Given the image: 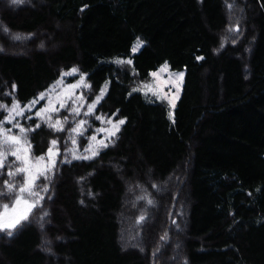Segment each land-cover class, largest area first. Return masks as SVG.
<instances>
[{"label":"trees","instance_id":"16d2710c","mask_svg":"<svg viewBox=\"0 0 264 264\" xmlns=\"http://www.w3.org/2000/svg\"><path fill=\"white\" fill-rule=\"evenodd\" d=\"M10 1L0 104H27L77 67L89 99L109 81L97 112L125 123L92 159L59 162L52 194L0 233V264H150L162 245L163 264H264V0ZM166 62L185 71L173 118L134 91ZM51 134L31 132L37 155Z\"/></svg>","mask_w":264,"mask_h":264},{"label":"rangeland","instance_id":"374dc122","mask_svg":"<svg viewBox=\"0 0 264 264\" xmlns=\"http://www.w3.org/2000/svg\"><path fill=\"white\" fill-rule=\"evenodd\" d=\"M9 1V0H6ZM12 4V1H10ZM1 34L5 35L6 37H9V39L12 42H19L21 40H24L22 38L15 36H9L7 35L6 31L4 30V28L1 27ZM137 40L142 42V46H143V41L138 38ZM137 40L134 42L133 46L136 44ZM46 46H47V42H45ZM8 47V46H7ZM26 47V46H25ZM24 46H21L22 49H25ZM141 48V47H140ZM140 48L138 50H140ZM133 49V47H132ZM137 50V51H138ZM135 51V52H137ZM132 50V53H135ZM118 60H122V61H127L130 60V58L125 59V58H116V60L114 59L115 63H117ZM132 62V61H131ZM117 64H128V63H117ZM167 65V69L165 71H161V69ZM73 68H77V67H73ZM72 68V69H73ZM72 69L65 71L66 72H70ZM78 69V68H77ZM79 70V69H78ZM183 73V79L182 81L179 80L175 74L176 73ZM156 73V76H153L152 74ZM81 75L84 76V80L85 83L87 85H89V87H84L83 85H81L80 87H76L75 89L69 88V85H74L77 84L80 81ZM149 78L138 82L136 84V86L134 88H136L138 91H140L145 97H147L148 99H151L153 101H165L168 105H169V113H172V118H173V113H174V108L172 107V104H174L176 106V103L182 93V85L184 83V76H185V71L184 70H173L171 69V67L169 66V64L163 63L158 69L152 71L149 74ZM63 80L62 84L57 85V81ZM56 82H53V84L47 88L44 92L45 94V98L44 99H39L40 94L38 95V97H36L35 99H33L32 101L36 100L37 103H35L34 105H32V101H30L27 104H21L19 103V105L21 106V108L25 109V114L24 116H16L15 120L13 121V124L15 123H19L20 125L24 126L25 128H32L33 127V122L32 119L36 118L38 120V123H40V125H44L46 126L48 129L51 130L52 134L48 139V145L46 146V150L44 152V154H40L37 155L35 153V150H33V145L31 144V132H29L27 134L28 136V141L31 144V148L28 152H25L24 149L22 148L19 155L22 157L21 160H16L15 156L12 155H8L7 156V161L5 166H7V172L6 173H2V169L0 168V176H7V181L9 183H12L14 185H16V189L13 192H8L7 191V186L5 185V183L0 184V205L3 204H9L11 205V202L13 201V199L15 198L16 195L19 194V187L20 185L24 182L25 177L27 175H32L35 176L37 174L38 171H41L44 169V167L46 166V164L50 163L48 157L46 156V153L48 152L49 147L51 146L50 142L52 140H57L58 141V145L57 148L59 150V155H54L52 157V159L55 160V166L54 168H52L51 171H49L47 173V178H45V176H40L39 179H37L35 181V187L33 188V191H39L40 195L42 197H45V195H51V184H52V180H53V174L54 171L56 169V167L58 166L59 162L61 160H65V158L67 160L72 159V155L70 152H67V149H75L77 151V154L79 155H90L89 152H85L84 149L89 145V143H93L95 145V147L98 149V152L104 148V147H100L99 145H96L95 142L90 141V137L95 135L97 137V140H101L104 139L105 143H107L108 145L112 144L115 137H111L110 139H108V133L106 131H97L98 129H111L112 125L107 123V121L109 119H111L113 122H116L120 119L115 118V116H107L106 114H102L97 112V107L100 104V102L103 100L105 94L107 93V88L109 87V81H105V83L102 85L101 89H106L102 99L99 101L98 104H96L95 109L93 111L92 114L90 115H85V113L87 112L88 108V104L92 103L96 97L100 94L99 93L96 96H93L92 99H89V97L91 96V92H90V82L87 79V74L81 72L80 70L72 75H63L57 80ZM144 85H150L152 88V91H149L148 88H145ZM55 86V88H54ZM54 88V90H53ZM153 92H155L156 94L154 95ZM69 95L71 96V98L69 99ZM83 97V101H78L76 98L77 97ZM73 101H76L75 103H73ZM51 102V103H50ZM65 103L66 106L64 108H60L59 105L60 103ZM18 103V102H16ZM13 105V104H12ZM11 105V106H12ZM11 106L9 108H11ZM31 107V111L28 110V107ZM52 108L55 107L58 109V111H54V112H50L48 114H50L52 116L53 122L56 119H60L63 121L64 117H68V120L64 123V130L63 131H54L53 129L49 128L45 123H43L39 117L35 116V113L42 109V108ZM72 107H80V115L76 116L75 114L70 112V109ZM8 115V112H7ZM6 115V116H7ZM13 115H15V113H13ZM31 116L32 119H27L26 117ZM96 116H101L103 117V121L102 120H97ZM80 120H85L87 121V123L83 126V135H76L75 133H71V129L73 127H75L76 123ZM4 127L7 128H12V133L13 134H18L19 133V129L18 128H14L12 127L11 124H5ZM121 128V125H120ZM119 133V132H118ZM117 133V134H118ZM116 134V135H117ZM75 135L76 136V141L77 143L75 145L72 144L71 142V136ZM25 148L27 147V145L24 146ZM5 148L7 149V146H5ZM57 148L53 149V152L55 153ZM40 156H45V160L40 162V163H36L35 162V158L36 157H40ZM27 158L28 159V163L25 164L24 159ZM20 167H26L28 169L27 173H18L16 176H9L8 173L11 171H15L17 168ZM47 186V191L44 192L42 191V189ZM23 197L24 199H27L29 202L34 201L32 198L34 196H30L27 192L23 193ZM133 204H135L133 202ZM23 207V206H21ZM47 208V207H46ZM45 208V210H46ZM33 211V209H32ZM31 211V212H32ZM30 215V214H29ZM28 215V216H29ZM25 220H21L20 224L23 223ZM19 224V225H20ZM49 224V222H48ZM165 224V223H164ZM17 225V226H19ZM162 226L160 225V230H162ZM171 228V226H170ZM176 228V227H175ZM15 229V228H14ZM14 229H12L11 231H13ZM130 228L127 227V231ZM165 230V229H164ZM163 230V231H164ZM0 233L2 235L8 234L7 230L5 231H0ZM160 236H162L163 233H160ZM122 242L125 244L126 247H129L128 244H134L137 245L138 242L136 241V239L131 235V234H127L125 240H122ZM166 242V239H165ZM165 247V245H162L161 248L158 249V251L155 252V250H153L151 252V263L150 264H163V262H166V255L164 254L163 250Z\"/></svg>","mask_w":264,"mask_h":264},{"label":"snow or ice","instance_id":"6c2138e0","mask_svg":"<svg viewBox=\"0 0 264 264\" xmlns=\"http://www.w3.org/2000/svg\"><path fill=\"white\" fill-rule=\"evenodd\" d=\"M23 0H12V3H22ZM238 30V29H237ZM5 31H7V29H5ZM142 46V42L137 40L136 44L133 46V52L137 51L140 47ZM202 59V57H201ZM117 63H128L131 64V60H127V61H122V60H118ZM167 69V65H165L161 71H165ZM79 70L77 68H73L70 72H66L63 73V75H72L77 73ZM153 76H156V73L152 74ZM175 76L182 81L183 79V73H176ZM63 80L57 81V85L62 84ZM81 85H83L84 87H89V85H87L85 83L84 80V76L81 75L80 81L77 84L74 85H69V88L75 89L76 87H80ZM13 89L15 88V85L12 86ZM145 88H148L149 91H152V88L150 85H144ZM55 88V86H54ZM53 88V90H54ZM137 89H134V91H136ZM106 89H101L100 94L96 97V99L88 104L87 108V112L85 113V115H90L93 113L96 104L99 103V101L102 99L104 93H105ZM153 94L155 95L156 93L153 92ZM45 98V94L41 93L39 99H44ZM69 99L71 98V96L69 95L68 97ZM78 101H83V97H77L76 98ZM76 101H73V103H75ZM32 105H34L35 103H37L36 100L31 102ZM51 103V102H50ZM66 106L65 103H60L59 107L60 108H64ZM28 110L31 111V107L27 106ZM172 107H175L174 104H172ZM0 109H5L8 112V115L6 117H4L3 120H0V168H4L6 161H7V156L8 155H12L16 157V160H21L22 157L19 155L21 149L23 148L25 152H28L31 148V144L28 141V136L27 134L31 131H35V129L40 127V123H37L34 127L32 128H25L24 126L20 125L18 122L13 124V121L15 120L16 116H24L25 114V109L21 108V106L19 105V103H13V105L11 106V108H9L6 105L0 104ZM54 111H58L57 108L52 107V108H42L40 110H38L35 113L36 117H39L40 120L45 123L49 128L53 129L54 131H63L64 130V123L68 120V117H64L63 121L60 119H56L53 122L52 116L48 113L50 112H54ZM70 112L75 114L76 116L80 115V107H72L70 109ZM13 113H15V115H13ZM169 117L172 118V113H169ZM27 119H32L31 116L26 117ZM97 120H102L103 121V117L101 116H96ZM87 123V121L85 120H80L76 123L75 127H73L70 131L71 133H75L76 135H83V126ZM107 123L111 124L112 127L111 129H98L97 131H106L108 133V139H110L111 137H115L116 134L119 132L120 130V125H123L125 123L124 119H120L116 122H113L111 119H109L107 121ZM5 124H11L12 127L14 128H18L19 129V133L18 134H13L12 133V128H5L4 125ZM71 138V142L73 145H75L77 143L76 141V136L73 135L70 137ZM90 141L95 142L96 145H99L100 147H107L108 144L105 143L104 139L101 140H97V137L95 135L91 136ZM51 146L48 149V152L46 153V156L48 157L50 163L46 164V166L44 167L43 170L38 171L37 174L35 176L32 175H27L25 177L24 182L20 185L19 187V194L15 196V198L13 199V201L11 202V205L9 204H3L0 205V231H5L7 230L8 235H12V229L16 228L17 225L20 224L21 220H26L28 219V215L31 213L32 209L34 207L37 206V204H39L40 200L43 199L42 196H40V192L39 191H33V188L35 187V181L37 179H39L40 176H45V178H47V173L49 171L52 170V168H54L55 166V160L52 159V157L54 155H59V150L57 148L58 145V141L57 140H52L50 142ZM27 145V147L25 148L24 146ZM5 146H7V149L5 148ZM57 148L56 152H53V149ZM85 152H89L90 155H79L77 154V151L75 149H67V152H70L72 155V159H84V160H88V159H92L93 157H95L96 155H98V149L95 147V145L93 143H89V145L84 149ZM45 160V156H40V157H36L35 158V162L38 164L42 161ZM25 164L28 163V159L25 158L24 159ZM65 162L70 163L71 161L67 160L65 158ZM28 169L26 167H20L17 168L15 171H11L8 173L9 176H16L18 173H27ZM5 185L7 186V191L8 192H13L16 189V185L9 183L8 181L4 182ZM47 186H45L42 191L46 192ZM27 192L30 196H36L39 197L38 200L29 202L27 199H24L23 197V193ZM149 204L152 203L151 200L148 201ZM23 206V207H21ZM45 215H47V213H45ZM145 218L143 216L140 217V221H143ZM139 223V221H138ZM163 239V237H162Z\"/></svg>","mask_w":264,"mask_h":264}]
</instances>
